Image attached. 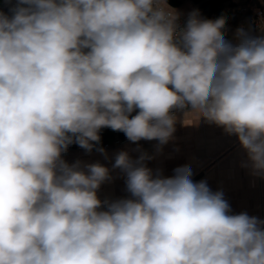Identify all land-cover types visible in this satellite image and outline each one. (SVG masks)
I'll list each match as a JSON object with an SVG mask.
<instances>
[{
	"label": "clouds",
	"instance_id": "9594fccd",
	"mask_svg": "<svg viewBox=\"0 0 264 264\" xmlns=\"http://www.w3.org/2000/svg\"><path fill=\"white\" fill-rule=\"evenodd\" d=\"M3 3L0 264H264V220L233 214L190 165L165 177L121 151L130 197L101 201L110 170L62 158L103 128L159 151L179 111L235 136L264 178V36L228 39L225 17L198 11L179 28L166 0Z\"/></svg>",
	"mask_w": 264,
	"mask_h": 264
},
{
	"label": "crops",
	"instance_id": "0c3cea01",
	"mask_svg": "<svg viewBox=\"0 0 264 264\" xmlns=\"http://www.w3.org/2000/svg\"><path fill=\"white\" fill-rule=\"evenodd\" d=\"M172 9L180 14L198 11L203 19L190 0L180 8ZM176 116L173 139L159 151L157 141L141 140L138 143L128 141L105 150L106 155L94 150L88 152L78 146L70 149L69 155L62 158L70 165L98 162L110 170L111 179L102 183L97 192L101 201L130 197L126 190L125 174L120 169H113L115 156L121 151H128L133 159L147 153L153 157L145 161L147 167L154 174L159 172L165 177L174 175L175 168L187 164L193 170L194 182L206 180L212 191L223 192L233 214L247 212L264 220V178L254 176L250 168L242 166L247 157L237 138L225 134L220 127L199 120L196 113H179Z\"/></svg>",
	"mask_w": 264,
	"mask_h": 264
},
{
	"label": "built area",
	"instance_id": "2783aa9c",
	"mask_svg": "<svg viewBox=\"0 0 264 264\" xmlns=\"http://www.w3.org/2000/svg\"><path fill=\"white\" fill-rule=\"evenodd\" d=\"M172 9V8H171ZM175 10V9H174ZM178 14L177 24L179 28H183L186 24L190 14ZM224 17L226 18L225 31L228 39L233 38L237 28L243 26L251 35L264 36V32H261L257 27V23L261 18H264V0H231V4L224 9ZM138 112L134 111L132 114L136 115ZM184 112H176V114ZM128 142L125 137H116L112 142L105 143L103 145H95L93 150L97 151L96 148L103 147L105 150L112 149L114 147L123 145ZM69 155V149L62 153V157Z\"/></svg>",
	"mask_w": 264,
	"mask_h": 264
},
{
	"label": "trees",
	"instance_id": "16d2710c",
	"mask_svg": "<svg viewBox=\"0 0 264 264\" xmlns=\"http://www.w3.org/2000/svg\"><path fill=\"white\" fill-rule=\"evenodd\" d=\"M188 0H166V3L171 8H180ZM194 6L198 8L203 19L215 20L221 16L224 17V9L231 4V0H190ZM0 7L3 8L5 12L8 11L6 5H4L3 0H0ZM228 38V36H227ZM133 115V114H132ZM101 141L99 145L112 142L116 137H125L123 132L113 131L110 128H103L100 130ZM78 145L72 143L68 146V149H75Z\"/></svg>",
	"mask_w": 264,
	"mask_h": 264
},
{
	"label": "rangeland",
	"instance_id": "374dc122",
	"mask_svg": "<svg viewBox=\"0 0 264 264\" xmlns=\"http://www.w3.org/2000/svg\"><path fill=\"white\" fill-rule=\"evenodd\" d=\"M186 3H188V1Z\"/></svg>",
	"mask_w": 264,
	"mask_h": 264
}]
</instances>
